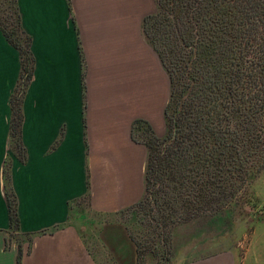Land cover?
Here are the masks:
<instances>
[{
    "label": "crops",
    "instance_id": "0c3cea01",
    "mask_svg": "<svg viewBox=\"0 0 264 264\" xmlns=\"http://www.w3.org/2000/svg\"><path fill=\"white\" fill-rule=\"evenodd\" d=\"M15 2L33 71L14 131L22 58L0 28V264H97L83 230L97 217L80 213L81 200L103 218L143 198L149 149L139 125L161 130L171 95L145 30L157 1ZM190 264L236 259L223 250Z\"/></svg>",
    "mask_w": 264,
    "mask_h": 264
},
{
    "label": "trees",
    "instance_id": "16d2710c",
    "mask_svg": "<svg viewBox=\"0 0 264 264\" xmlns=\"http://www.w3.org/2000/svg\"><path fill=\"white\" fill-rule=\"evenodd\" d=\"M156 1L158 11L146 19L145 30L165 36L163 50L150 40L171 79L169 134L160 139L139 125L149 149L146 189L132 207L160 229L169 261V226L222 209L264 170V0ZM11 7L13 28L1 20L0 28L21 54L23 93L33 58L19 35L15 0ZM19 104L13 96L14 131ZM9 212L11 228H18L10 199ZM136 245L142 264L146 247H152Z\"/></svg>",
    "mask_w": 264,
    "mask_h": 264
},
{
    "label": "rangeland",
    "instance_id": "374dc122",
    "mask_svg": "<svg viewBox=\"0 0 264 264\" xmlns=\"http://www.w3.org/2000/svg\"><path fill=\"white\" fill-rule=\"evenodd\" d=\"M11 1L0 0V20L10 29L16 18ZM19 35L26 44L24 33L19 32ZM149 38L162 50L165 48V36L161 32L154 34L150 29ZM21 80L15 93L18 98L22 95ZM148 127L160 139L169 134L166 118L161 130ZM144 129L140 131L143 133ZM88 202L81 200L85 211L80 213L97 217L83 227L89 232L87 241L97 264H138L137 241L152 247H146L142 264L205 262L223 250L235 254L236 264H264V170L222 209L169 226V261L163 256L165 250L160 229L155 231L154 223H150L137 208H125L99 218V214L87 209Z\"/></svg>",
    "mask_w": 264,
    "mask_h": 264
}]
</instances>
